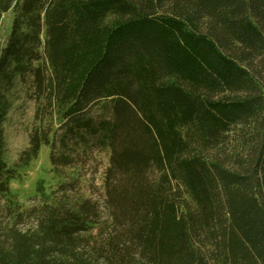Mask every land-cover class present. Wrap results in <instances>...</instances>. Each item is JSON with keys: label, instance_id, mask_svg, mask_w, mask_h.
Masks as SVG:
<instances>
[{"label": "trees", "instance_id": "trees-1", "mask_svg": "<svg viewBox=\"0 0 264 264\" xmlns=\"http://www.w3.org/2000/svg\"><path fill=\"white\" fill-rule=\"evenodd\" d=\"M9 12L0 264H264V0H0V26ZM43 145L64 178L25 204L9 182Z\"/></svg>", "mask_w": 264, "mask_h": 264}, {"label": "rangeland", "instance_id": "rangeland-1", "mask_svg": "<svg viewBox=\"0 0 264 264\" xmlns=\"http://www.w3.org/2000/svg\"><path fill=\"white\" fill-rule=\"evenodd\" d=\"M11 13L3 16L0 26V44L8 32ZM22 94V93H21ZM33 104L30 101L20 98L13 104L12 110L4 125V160L9 167H15L20 151L27 146V133L32 122ZM106 164V156L99 155V165L96 172H87L82 179L85 194H89L88 182L92 180L94 185L93 196L97 197L102 190V170ZM49 161V148L43 145L37 158L25 168L16 169V177L10 179V191L25 204L31 203V197L36 194L37 186H40L44 193H50L56 185L63 180V177H56L51 172ZM75 171L67 170V174Z\"/></svg>", "mask_w": 264, "mask_h": 264}]
</instances>
